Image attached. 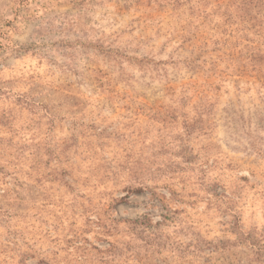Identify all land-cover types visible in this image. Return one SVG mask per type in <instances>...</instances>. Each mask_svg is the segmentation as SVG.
<instances>
[{
  "label": "rangeland",
  "instance_id": "obj_1",
  "mask_svg": "<svg viewBox=\"0 0 264 264\" xmlns=\"http://www.w3.org/2000/svg\"><path fill=\"white\" fill-rule=\"evenodd\" d=\"M255 6L0 0V264H264Z\"/></svg>",
  "mask_w": 264,
  "mask_h": 264
},
{
  "label": "trees",
  "instance_id": "obj_2",
  "mask_svg": "<svg viewBox=\"0 0 264 264\" xmlns=\"http://www.w3.org/2000/svg\"><path fill=\"white\" fill-rule=\"evenodd\" d=\"M252 4V3H251ZM256 5L255 6L257 9L260 8V7H264V0H256Z\"/></svg>",
  "mask_w": 264,
  "mask_h": 264
}]
</instances>
